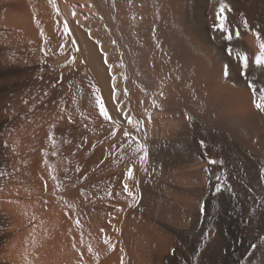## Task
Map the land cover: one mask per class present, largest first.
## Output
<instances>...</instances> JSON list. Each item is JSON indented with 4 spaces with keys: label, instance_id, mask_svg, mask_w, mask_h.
<instances>
[{
    "label": "bare ground",
    "instance_id": "bare-ground-1",
    "mask_svg": "<svg viewBox=\"0 0 264 264\" xmlns=\"http://www.w3.org/2000/svg\"><path fill=\"white\" fill-rule=\"evenodd\" d=\"M0 23V264H264V0H0Z\"/></svg>",
    "mask_w": 264,
    "mask_h": 264
},
{
    "label": "snow or ice",
    "instance_id": "snow-or-ice-1",
    "mask_svg": "<svg viewBox=\"0 0 264 264\" xmlns=\"http://www.w3.org/2000/svg\"><path fill=\"white\" fill-rule=\"evenodd\" d=\"M231 12V8L229 7V5L227 4H221L220 6V11L217 14V19L214 25V28L219 31L220 33H222L225 37V39L231 43V41L235 38V39H239L240 37V31L237 28L235 31H233L232 29V22H230L228 20V16L227 13ZM244 26L247 27V21H244ZM64 31L65 32H70V29L67 25V23H65V27H64ZM257 37L259 38V33H257ZM99 43V42H97ZM259 49H260V54L257 55L255 57V64L257 67H264V43H260L259 44ZM229 55H231L232 53V49L229 48L228 50ZM237 57H239V62H240V75L246 77L247 75V70L249 68V58L247 55H244L242 53L237 52L236 53ZM105 62L107 63V56L105 54ZM109 69L111 70V65H109ZM113 98H115L116 93H117V89L115 86H113ZM252 91L253 94H256V88L253 86L252 87ZM260 103H257L256 107L264 112V89H261L260 91ZM98 101H101V97H97ZM117 107H119V103L117 102ZM106 105L101 101L100 103V112L101 114L104 116L105 119H109V113L108 111L105 110ZM128 122L131 124L132 121L129 119ZM124 135L127 137L129 135V133L127 131L124 132ZM139 151L143 152V155L141 156V160L145 161L148 157V149L145 145L141 144L140 148L138 149ZM210 164H216L217 161L216 160H210L209 161ZM134 170L129 171L128 175L132 176L133 175ZM125 187V191H128V185L127 183H125L124 185ZM129 195H131V192H129ZM77 224H79V221H77ZM107 243V241H106Z\"/></svg>",
    "mask_w": 264,
    "mask_h": 264
},
{
    "label": "rangeland",
    "instance_id": "rangeland-1",
    "mask_svg": "<svg viewBox=\"0 0 264 264\" xmlns=\"http://www.w3.org/2000/svg\"><path fill=\"white\" fill-rule=\"evenodd\" d=\"M0 24H2V23H0ZM0 26H1V25H0ZM2 26H3V25H2ZM2 26H1V27H2ZM1 27H0V29H1ZM2 30H3V29H2ZM2 30H0V31H2ZM0 41H1V40H0ZM3 43H4V42H3ZM3 43L0 42V47H2V46L4 45ZM3 47H4V46H3ZM3 47H2V48H3ZM2 48H0V49H2ZM0 52H1V51H0ZM0 54H3V53L1 52ZM0 56H1V55H0ZM1 78H2V79H1ZM3 79H4L3 75H0V82H3V81H4ZM2 88H3V90H4V87L2 86V83H0V89H1V90H0V96L3 98V96H4V91L2 90ZM1 94H2V95H1ZM1 97H0V98H1ZM2 98H1V100H2ZM1 100H0V101H1ZM1 106H2V105H1ZM1 106H0V111L2 112L1 114H4L3 112H6V111H2V110H3V108H5V107H4V106L1 107ZM1 109H2V110H1ZM4 110H6V108H5ZM4 115L6 116V114H4ZM2 116H3V115H2ZM2 116L0 115V117H1L0 119L5 118V117H2ZM2 131H4V130H2ZM3 133H5V132H3ZM3 133H1V134L3 135ZM1 134H0V136H1L0 142H1V140H5V143H6V139H4L5 137L3 136V137H4V138H3ZM3 142H4V141H3ZM3 142H2V145L5 144V143H3ZM16 143H17V142H16ZM18 144H19V142L17 143V145H18ZM17 145H16V146H17ZM18 146H19V145H18ZM18 146H17V148H18ZM89 215H90V218H93V219L96 217L95 213H93V212H91ZM95 219H96V218H95ZM96 220H97V219H96Z\"/></svg>",
    "mask_w": 264,
    "mask_h": 264
}]
</instances>
